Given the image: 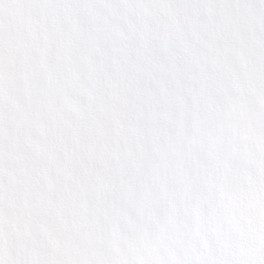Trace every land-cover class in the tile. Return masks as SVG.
<instances>
[{
  "label": "clouds",
  "instance_id": "obj_1",
  "mask_svg": "<svg viewBox=\"0 0 264 264\" xmlns=\"http://www.w3.org/2000/svg\"><path fill=\"white\" fill-rule=\"evenodd\" d=\"M0 264H264V0H0Z\"/></svg>",
  "mask_w": 264,
  "mask_h": 264
}]
</instances>
